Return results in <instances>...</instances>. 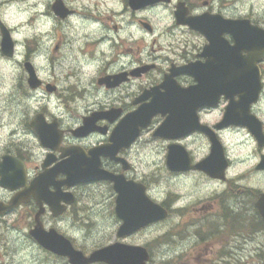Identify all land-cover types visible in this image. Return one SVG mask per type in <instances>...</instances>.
I'll return each mask as SVG.
<instances>
[{"label": "flooded vegetation", "instance_id": "flooded-vegetation-1", "mask_svg": "<svg viewBox=\"0 0 264 264\" xmlns=\"http://www.w3.org/2000/svg\"><path fill=\"white\" fill-rule=\"evenodd\" d=\"M240 1L37 0V110L21 108L16 116L0 109V264H9V256L35 258L37 264V249L70 264L41 247L37 236H60L84 256L107 245L85 250L71 235L84 201L96 203L89 193L100 195L96 205L109 208L121 226L113 183L75 182L74 161L86 179L98 169L142 189L166 211L163 222L178 218L190 230L184 251L221 260L250 252L264 258L258 207L260 199L264 207V18L234 11ZM203 15L213 19L210 31L215 39L219 35L220 52L205 55L209 42L193 29ZM218 20L243 22L238 34L246 49L234 52L233 30L223 32ZM250 27L261 34L251 51ZM31 57H23L25 81L23 63ZM212 57L226 59V94L199 87L204 96L187 99L186 90L199 86L203 72L209 74L205 65ZM155 104L165 108L150 114ZM225 113L227 125L218 128ZM187 114L221 143L223 179L214 176V165L194 168L210 157L212 143L199 130L184 133ZM87 120L93 130L75 136ZM166 122L168 136H155ZM115 130L120 143L111 146ZM154 167L164 180L189 188L159 199L151 183ZM13 200L17 206L7 209ZM206 231L215 235L213 243L201 242L198 233ZM200 244L207 249L201 251Z\"/></svg>", "mask_w": 264, "mask_h": 264}, {"label": "rangeland", "instance_id": "rangeland-1", "mask_svg": "<svg viewBox=\"0 0 264 264\" xmlns=\"http://www.w3.org/2000/svg\"><path fill=\"white\" fill-rule=\"evenodd\" d=\"M234 11L245 13L261 20L264 18V0H242L234 2ZM0 21L10 29L15 42L16 52L13 59H6L0 54V109H7L10 114L17 116L21 108L31 109L32 113L37 110V91H31L24 79L22 62L26 53L32 54L31 61L37 69V0H0ZM30 141L31 138H30ZM34 141V140H33ZM155 195L161 199L164 193H181L183 187H178L177 182L164 180L159 173L158 167L153 168ZM220 187V186H219ZM98 203L101 197L98 193L91 194ZM86 198V197H85ZM94 202L84 201L86 206L79 208L80 216L74 220L72 236L78 247L85 250L96 248L114 242L117 225L111 216L109 208L96 205ZM91 205V206H90ZM96 205V206H95ZM85 222V223H84ZM209 231L215 230L209 228ZM189 229L180 225L178 218L173 217L167 222H162L149 227L141 233L133 235L125 240L128 244L147 246L152 257V264H264V258L256 259L250 252L249 257L227 258L221 260L218 257L202 255L201 252L193 253L184 251V237L189 234ZM203 241L213 243V237L208 232L198 233ZM217 236V235H216ZM252 239V236L250 237ZM264 237L259 239L263 242ZM231 245H237L238 241L231 239ZM201 251L207 249L206 244H200ZM26 256H15L9 264H34L33 260ZM29 261V262H28ZM37 264H66L64 261L53 260L37 249Z\"/></svg>", "mask_w": 264, "mask_h": 264}, {"label": "water", "instance_id": "water-1", "mask_svg": "<svg viewBox=\"0 0 264 264\" xmlns=\"http://www.w3.org/2000/svg\"><path fill=\"white\" fill-rule=\"evenodd\" d=\"M207 15H203L201 20H196L193 24V29L199 30L208 40L209 44L204 48L205 55L212 49H218L219 52L223 49V44L219 38L215 39L210 31V25L213 19ZM243 22L237 21H220L218 20V28L225 31H232L235 37V45L233 47L234 52L246 49L245 40L242 38V34H238V30L241 29L244 24ZM250 35L248 40L249 51L252 50L255 45V38H258L260 32L256 28L250 27ZM0 52L6 58H12L15 52V44L11 37L10 31L5 27L4 24L0 23ZM239 37V38H238ZM244 43V44H243ZM218 52V53H219ZM236 60V58H235ZM255 62L249 64L250 71L254 72ZM205 69L209 70V74L206 75L202 73V80L199 82V86H193L186 90V98L193 97L196 100L201 99L204 95L198 93V88L201 87L202 91H207L208 93L215 94L217 96L220 94H226L227 88V63L226 59L212 57L211 61H208L205 65ZM237 66V65H235ZM24 68L28 74L27 84L30 89H37V75L31 63L27 62L24 64ZM235 86L238 82H234ZM164 105L155 104L150 107L149 113L153 114L157 110H163ZM144 111V110H143ZM187 117V128L184 133L190 130H199L210 138L212 143L211 155L200 165L194 168L203 170V167L207 168L209 165H214V169L218 172L214 174L216 178L223 179V174L225 170V160L223 154V148L217 138H215L214 133L209 130L206 126H198L196 124V118L191 115H186ZM92 120H87L84 125L75 131V136L82 137L90 133L93 128L91 127ZM227 125V114L225 113L221 124L218 128L225 127ZM33 128L37 131V126L33 125ZM170 129L169 122L164 123L155 136L167 137L168 130ZM126 132H124L125 134ZM137 134V133H136ZM135 134V136H136ZM135 136L130 139L133 141ZM111 146L116 145L119 142L117 136V131L115 130L111 137ZM99 152L96 153L98 155ZM188 167L184 168L186 170ZM84 169L74 161L73 167V177L75 182H88L91 180H107L113 183L114 191L117 193L115 214L122 221L120 228L117 231V237L123 238L131 235L134 232L141 230L142 228L163 220L166 217V212L158 204L151 202L143 193V190L133 187L131 184H125L123 179L116 178L114 176L108 175L101 172L98 169H93L89 171L93 175L92 179H86L82 176ZM130 185V186H129ZM139 189L138 193L135 190ZM17 202V203H16ZM18 204L17 200L11 201V204L7 206L10 209ZM259 212L264 219V207L262 201L259 203ZM55 235V234H54ZM37 242L46 250H49L59 256L67 257L70 264H93V263H104V264H146L149 261V256L145 248L140 246H130L126 244L114 243L110 246L98 249L92 252L89 256L85 257L81 252L75 251L71 244L60 236H37Z\"/></svg>", "mask_w": 264, "mask_h": 264}]
</instances>
